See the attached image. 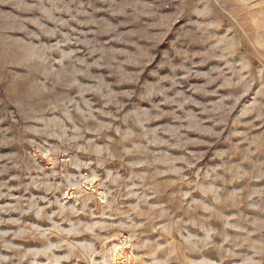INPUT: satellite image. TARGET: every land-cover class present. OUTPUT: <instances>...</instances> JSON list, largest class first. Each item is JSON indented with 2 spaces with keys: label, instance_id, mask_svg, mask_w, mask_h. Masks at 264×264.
<instances>
[{
  "label": "clouds",
  "instance_id": "obj_1",
  "mask_svg": "<svg viewBox=\"0 0 264 264\" xmlns=\"http://www.w3.org/2000/svg\"><path fill=\"white\" fill-rule=\"evenodd\" d=\"M0 264H264V0H0Z\"/></svg>",
  "mask_w": 264,
  "mask_h": 264
}]
</instances>
